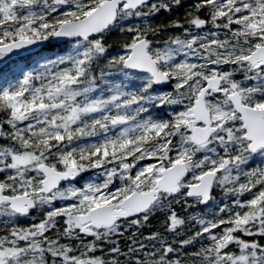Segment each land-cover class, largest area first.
<instances>
[{
	"label": "snow or ice",
	"instance_id": "snow-or-ice-1",
	"mask_svg": "<svg viewBox=\"0 0 264 264\" xmlns=\"http://www.w3.org/2000/svg\"><path fill=\"white\" fill-rule=\"evenodd\" d=\"M0 264H264V0H0Z\"/></svg>",
	"mask_w": 264,
	"mask_h": 264
}]
</instances>
